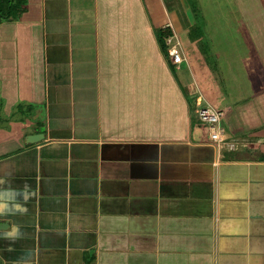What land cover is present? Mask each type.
I'll use <instances>...</instances> for the list:
<instances>
[{"label": "crops", "instance_id": "1", "mask_svg": "<svg viewBox=\"0 0 264 264\" xmlns=\"http://www.w3.org/2000/svg\"><path fill=\"white\" fill-rule=\"evenodd\" d=\"M99 1L111 2L23 0L15 17L0 21L4 111L12 114L0 112L8 123L0 125V224L8 225L0 264H264V57L247 61L242 88L214 52L217 72L227 64L220 91L186 23L136 9L125 13L128 26L106 7L100 12ZM164 28L182 46L181 68H193L192 58L204 67L196 101L231 114L232 124L221 118L223 145L209 139L207 124H192L176 77L151 90L134 83L137 75L115 74L118 36L139 31L142 43L157 41ZM226 31L213 49L233 45ZM100 32L109 37L112 74L102 90L87 89L101 79ZM147 46L154 54L156 44ZM162 91L185 106L164 104L158 118L147 116ZM19 101L36 106L33 119L45 111L46 123L13 115ZM166 112L175 122L162 121ZM36 134L42 139L28 143Z\"/></svg>", "mask_w": 264, "mask_h": 264}, {"label": "rangeland", "instance_id": "2", "mask_svg": "<svg viewBox=\"0 0 264 264\" xmlns=\"http://www.w3.org/2000/svg\"><path fill=\"white\" fill-rule=\"evenodd\" d=\"M263 6L264 0H133L132 3L130 2V0H111V2L107 6H103L101 1H99L98 10L101 12L103 11V7H106L109 12L110 10L114 12V17H117V22L118 18L121 20L122 23L128 21V26L130 17H128L125 13H128V10L136 9H140V14H146L145 16L148 15V17H150L149 15L152 10L161 9V11L164 10L167 14H169L170 18L176 19L183 24L186 23L190 28L189 34H191V37H198V40L201 41V52L202 54H204V57L208 62L209 66H207L209 70H212L214 78H217L216 82L219 84L218 87L220 91H223L225 87L222 78L225 75L224 67H227V64L224 63V65L222 66V75L219 71L217 72L215 70L217 59L215 58L214 52L219 51L222 55H224L223 58H226L228 62H230L231 66L229 68V72L231 73L228 76L236 74L237 77L238 75H240L242 88L249 87L248 81L246 79L247 73L245 70V68L249 66V63L247 61L254 60L256 56L259 57L258 59L264 57ZM120 14L121 16L119 17ZM114 17L112 13V19H114ZM226 30H228V36L230 37V40L232 41L233 45H231V47L228 49H213L212 46L217 45L218 47H220V45L223 44V40L220 42H217V40L220 35L222 37L225 36V32L227 33ZM136 34L137 37H134L128 33L127 36H118L119 38L116 39L119 41L121 40V49L118 51H120L122 55H118L117 53L115 54V57L113 55V67L117 72H115V74H119L118 72L122 70L121 74H129L131 76L137 75L135 76L136 82L134 83L138 84L139 82L144 80V87H147V89L151 90L153 88L155 89L159 83L160 86L164 87L162 89H167L168 86L165 87V85H167L166 79L170 78L171 81L175 83L174 77H176V87L180 89V91H177L179 94V98H183L184 94V98H186L189 103V106L186 110V115L189 116L190 112V119L192 124H201L200 120L197 117V112L202 104L200 105L198 101H196V97L199 94L196 88L197 82L201 84L200 79L202 80V85H204L203 82L205 83V80L202 76L203 74L205 76L204 67L202 65L200 66L199 62L192 58L190 62V67L193 66V68H190L188 66V68H190L191 70H186L184 64L177 65L176 67L179 69H175V65L172 66V64L168 62L166 58L167 51H162L160 48H158L159 45L157 41H155L154 39L149 40L148 38H146V36H143L144 43H142V36L139 34V31H137ZM99 35L101 37L100 40H98V46L100 47V55H102V57L100 56L99 72L101 79L97 82L93 79L89 81L88 84L84 82L87 84V86H84L87 89L91 88L92 85L93 87H95L94 89L97 90L96 86L98 84L100 87L99 89L102 90L104 84L106 82L108 83V81H106L108 75L111 76L112 74V63L110 62V57L108 53L105 52L106 50L103 49V45H107L109 37L107 36L106 39H104L103 32H100ZM250 39L252 41L251 44H249L248 42ZM148 42L149 45H151L152 47L154 46V44H156V50L154 54L151 53L152 49L149 51V48L147 46ZM167 47L168 46L166 45V48ZM181 47L182 46L180 45V54L183 58ZM245 63L247 66L245 65ZM182 66H184L185 68H181ZM128 80L131 79L128 78ZM6 81L9 80H3L0 77V112H4L6 116L10 117L12 116V114L8 113L7 115L6 111H4L5 95H3V85L6 86L8 84V82ZM113 82L114 80L109 81L111 85L113 84ZM118 87H120V81H118ZM162 92H164L162 93V96H157L156 94V100H153L152 102H149V104H146L145 110H148L149 112V115L147 116H152L154 119L158 118V112L160 110H164L163 108H165V106L169 103L172 108H176L175 110H181L182 106H185V103L178 98V95H176L175 98L172 97V95L171 97L170 95L168 96V94L165 93L167 91ZM193 96L195 98H192ZM21 102L22 101H19L15 104V106H13V115L18 116L19 114L25 119L26 117H28V121H31V123L34 124L46 123L45 111L38 112L35 118L33 119L31 115V109L32 107L36 108V106H26V104ZM180 102L182 105L180 104ZM159 104L160 109L158 107ZM224 105H228L227 100L221 106ZM230 110H232L231 106ZM228 113L225 118H222V123L224 125L232 124L231 114ZM171 115L173 119H169ZM176 116L177 115H175L174 112H172V114H168V112H166L165 116H161V119L162 121L168 123L172 121L175 122ZM151 119L149 123L154 122L153 119ZM3 121L0 122V125L8 124L5 123V121L3 123Z\"/></svg>", "mask_w": 264, "mask_h": 264}, {"label": "built area", "instance_id": "3", "mask_svg": "<svg viewBox=\"0 0 264 264\" xmlns=\"http://www.w3.org/2000/svg\"><path fill=\"white\" fill-rule=\"evenodd\" d=\"M174 41V43H173ZM168 46L169 61L172 65H180L184 59L180 54V44L178 40H175L174 36L169 37L166 40ZM223 114L216 109L203 105L197 112L198 119L208 126L209 139L216 144V146L223 145L226 141L224 136V129L221 125V118Z\"/></svg>", "mask_w": 264, "mask_h": 264}, {"label": "trees", "instance_id": "4", "mask_svg": "<svg viewBox=\"0 0 264 264\" xmlns=\"http://www.w3.org/2000/svg\"><path fill=\"white\" fill-rule=\"evenodd\" d=\"M23 3V0H12L10 3H1L0 6V21L1 19H8L10 17H15L16 10L20 7V5ZM157 36V42L160 45V49L162 51H167L166 58L168 60V47L166 48L165 40H167L171 35V31L168 28L159 29L155 31ZM203 106V105H201Z\"/></svg>", "mask_w": 264, "mask_h": 264}, {"label": "water", "instance_id": "5", "mask_svg": "<svg viewBox=\"0 0 264 264\" xmlns=\"http://www.w3.org/2000/svg\"><path fill=\"white\" fill-rule=\"evenodd\" d=\"M40 139H42V135H41V134H36V135L28 136L26 140L28 141V143H30V142H36V141H39ZM7 226H8V225H7L6 222L1 223V224H0V231H1V230H4Z\"/></svg>", "mask_w": 264, "mask_h": 264}]
</instances>
